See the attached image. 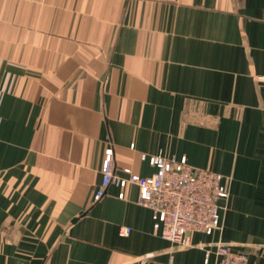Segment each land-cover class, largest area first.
I'll list each match as a JSON object with an SVG mask.
<instances>
[{
    "label": "crops",
    "instance_id": "1",
    "mask_svg": "<svg viewBox=\"0 0 264 264\" xmlns=\"http://www.w3.org/2000/svg\"><path fill=\"white\" fill-rule=\"evenodd\" d=\"M108 147L121 176L159 152L223 174L222 227L184 247L137 185L95 200ZM219 241L264 264V0H0V264H217Z\"/></svg>",
    "mask_w": 264,
    "mask_h": 264
},
{
    "label": "built area",
    "instance_id": "2",
    "mask_svg": "<svg viewBox=\"0 0 264 264\" xmlns=\"http://www.w3.org/2000/svg\"><path fill=\"white\" fill-rule=\"evenodd\" d=\"M144 159L156 167L154 174L141 176L125 168V176L116 174L113 168L114 148L108 147L102 162V180L94 199H101L111 184L122 188L130 184L139 187V203L150 208L153 230L171 242L184 247L192 246V233L213 234L222 227V201L230 196V189L223 174L211 169L194 168L187 157L166 156L163 152ZM120 198L125 193L119 194ZM122 236L131 233V227L119 228ZM217 264H247L248 254L234 252L226 242L216 243Z\"/></svg>",
    "mask_w": 264,
    "mask_h": 264
}]
</instances>
